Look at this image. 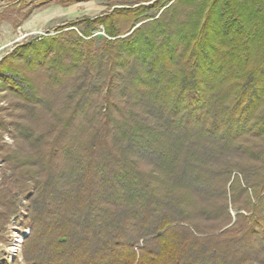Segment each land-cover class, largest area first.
Returning <instances> with one entry per match:
<instances>
[{"label": "trees", "instance_id": "16d2710c", "mask_svg": "<svg viewBox=\"0 0 264 264\" xmlns=\"http://www.w3.org/2000/svg\"><path fill=\"white\" fill-rule=\"evenodd\" d=\"M176 2L191 7L183 17L173 3L121 38L109 15L98 49L90 22L70 43L50 37L0 62L32 109L40 68L52 87L108 68L104 94L87 85L31 142L27 264H264V0Z\"/></svg>", "mask_w": 264, "mask_h": 264}, {"label": "rangeland", "instance_id": "374dc122", "mask_svg": "<svg viewBox=\"0 0 264 264\" xmlns=\"http://www.w3.org/2000/svg\"><path fill=\"white\" fill-rule=\"evenodd\" d=\"M173 3L177 5L179 17H183L191 8L189 4L177 3L176 0H0V62L3 66L9 62L15 65L22 63L19 57L20 47L32 42L42 44L50 37L62 43H70L72 39H76V34L82 36L84 28L90 22L91 36L84 38H93L91 47L98 49L103 44L102 39L108 37L103 21L109 15H112L113 26L119 33L115 38H121L138 26L158 18ZM138 6H144L146 9L141 8L137 13L118 11ZM165 16L169 17L167 14ZM54 54L52 53L48 60H51ZM71 55L67 51L64 61L68 63ZM102 67L94 71L98 75L91 73L90 78H93V75L96 77L93 81L73 78L63 80L60 85L53 84V87L52 84L48 86L46 78L43 80L49 74L50 67L40 68L41 72L39 70L40 75L37 78V72H33L34 79L41 80L37 90L42 94L34 109L15 92L7 89L6 83L0 79V264H27L23 249L25 241L32 234L29 194L33 192L39 172L31 157V149L34 148L31 142L39 138L40 132L55 129L52 126H57L56 123H60L59 118L71 110L77 92L84 91L94 83L97 84L96 89H103L101 94H104L108 68ZM7 73L9 75L8 71ZM91 89L95 87L91 86ZM58 94L61 98L56 97ZM96 105L99 106L100 102ZM89 133L90 131H86V138ZM45 136L51 139L53 133ZM140 164L146 170L153 168L150 161ZM236 173L234 171L232 177ZM201 199L203 198L195 199L199 206ZM2 200L14 205L13 213L7 212ZM229 213L234 221L237 210L230 203ZM217 223L218 219L213 220L212 217L204 222L208 226L215 225V229L221 228L223 224ZM15 245L17 250L13 248Z\"/></svg>", "mask_w": 264, "mask_h": 264}, {"label": "bare ground", "instance_id": "6f19581e", "mask_svg": "<svg viewBox=\"0 0 264 264\" xmlns=\"http://www.w3.org/2000/svg\"><path fill=\"white\" fill-rule=\"evenodd\" d=\"M13 248L16 249V250L18 249V248H17V245H15Z\"/></svg>", "mask_w": 264, "mask_h": 264}]
</instances>
